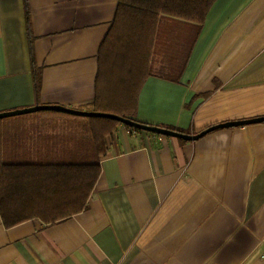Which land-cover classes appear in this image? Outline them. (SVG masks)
<instances>
[{
  "label": "crops",
  "instance_id": "0c3cea01",
  "mask_svg": "<svg viewBox=\"0 0 264 264\" xmlns=\"http://www.w3.org/2000/svg\"><path fill=\"white\" fill-rule=\"evenodd\" d=\"M117 2L0 0V113L87 111L107 82L98 50ZM145 66L134 121L192 136L264 117V0H215L201 24L159 15ZM38 112L0 118V158L26 145L41 148L29 158H84L81 125ZM98 158L81 211L12 226L0 215V264H264V121L195 139L121 123Z\"/></svg>",
  "mask_w": 264,
  "mask_h": 264
},
{
  "label": "trees",
  "instance_id": "16d2710c",
  "mask_svg": "<svg viewBox=\"0 0 264 264\" xmlns=\"http://www.w3.org/2000/svg\"><path fill=\"white\" fill-rule=\"evenodd\" d=\"M214 1L118 0L114 19L98 50L99 76L104 72L107 82L102 90L97 88L87 111L133 119L135 95L143 78L137 79L136 74L148 63L158 16L201 24ZM126 64L129 71L132 68L130 81L118 73ZM38 113L72 118L73 123L81 125L76 131V147L79 149L81 143L84 158H29L31 151L41 148L28 145L21 146L20 158H0V215L6 226L29 219L53 223L81 211L99 175L98 157L105 154L108 136L121 124L105 117L52 110Z\"/></svg>",
  "mask_w": 264,
  "mask_h": 264
},
{
  "label": "water",
  "instance_id": "95a60500",
  "mask_svg": "<svg viewBox=\"0 0 264 264\" xmlns=\"http://www.w3.org/2000/svg\"><path fill=\"white\" fill-rule=\"evenodd\" d=\"M43 110H52L55 112H60V113H65V114H70V115H75V116L110 118L113 120H117L120 123L127 125V126H130V127H133V128H138V129L151 131V132H155V133H162V134H166V135H174V136H178V137L184 138V139H195V138L201 136L202 134H204L210 130L216 129V128L240 126V125H245L248 123H255V122H259V121H264V117H260V118H253V119H247V120L226 122V123L211 126V127L207 128L206 130L199 132L198 134L189 136V135H186L182 132H178L176 130H172L169 128H160V127H156V126H149V125L139 123V122L134 121V120L129 119V118L117 116L115 114L77 110V109L68 108V107L59 106V105H34L31 107H27V108H21V109H15V110H11V111L1 112L0 118L8 117V116H14V115H20V114H25V113H31V112H37V111H43Z\"/></svg>",
  "mask_w": 264,
  "mask_h": 264
},
{
  "label": "built area",
  "instance_id": "2783aa9c",
  "mask_svg": "<svg viewBox=\"0 0 264 264\" xmlns=\"http://www.w3.org/2000/svg\"><path fill=\"white\" fill-rule=\"evenodd\" d=\"M262 255L264 256V251H263V254Z\"/></svg>",
  "mask_w": 264,
  "mask_h": 264
},
{
  "label": "rangeland",
  "instance_id": "374dc122",
  "mask_svg": "<svg viewBox=\"0 0 264 264\" xmlns=\"http://www.w3.org/2000/svg\"><path fill=\"white\" fill-rule=\"evenodd\" d=\"M56 122H57V120H56Z\"/></svg>",
  "mask_w": 264,
  "mask_h": 264
}]
</instances>
